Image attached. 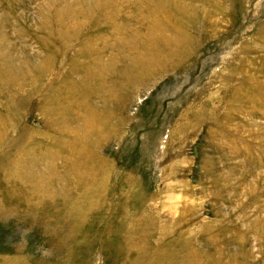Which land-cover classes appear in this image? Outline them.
<instances>
[{
  "label": "rangeland",
  "instance_id": "1",
  "mask_svg": "<svg viewBox=\"0 0 264 264\" xmlns=\"http://www.w3.org/2000/svg\"><path fill=\"white\" fill-rule=\"evenodd\" d=\"M0 264H264V0H0Z\"/></svg>",
  "mask_w": 264,
  "mask_h": 264
}]
</instances>
